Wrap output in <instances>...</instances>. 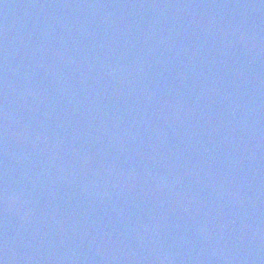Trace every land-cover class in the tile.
Returning a JSON list of instances; mask_svg holds the SVG:
<instances>
[{
    "label": "water",
    "instance_id": "1",
    "mask_svg": "<svg viewBox=\"0 0 264 264\" xmlns=\"http://www.w3.org/2000/svg\"><path fill=\"white\" fill-rule=\"evenodd\" d=\"M2 264H264V0H0Z\"/></svg>",
    "mask_w": 264,
    "mask_h": 264
},
{
    "label": "snow or ice",
    "instance_id": "2",
    "mask_svg": "<svg viewBox=\"0 0 264 264\" xmlns=\"http://www.w3.org/2000/svg\"><path fill=\"white\" fill-rule=\"evenodd\" d=\"M0 264H2V262H0Z\"/></svg>",
    "mask_w": 264,
    "mask_h": 264
}]
</instances>
